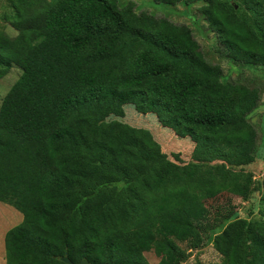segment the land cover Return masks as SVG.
<instances>
[{
    "label": "trees",
    "instance_id": "1",
    "mask_svg": "<svg viewBox=\"0 0 264 264\" xmlns=\"http://www.w3.org/2000/svg\"><path fill=\"white\" fill-rule=\"evenodd\" d=\"M155 1L196 4L221 56L264 70V0ZM7 2L0 78L20 75L0 105V200L23 219L6 232V264H150L151 250L183 264L207 244L220 264H264V128L250 119L261 89L227 79L189 24L132 0ZM124 107L153 119L166 147L191 137L192 159H171ZM226 193L257 194L259 215L241 217Z\"/></svg>",
    "mask_w": 264,
    "mask_h": 264
},
{
    "label": "rangeland",
    "instance_id": "2",
    "mask_svg": "<svg viewBox=\"0 0 264 264\" xmlns=\"http://www.w3.org/2000/svg\"><path fill=\"white\" fill-rule=\"evenodd\" d=\"M130 0H122V2H128ZM136 3V9L140 12L143 10H148L157 16L167 17L176 23H186L189 24L194 31V35L201 44V48L206 52V56L222 64L225 77L231 81H244L250 85H257L262 92V100L258 109L250 115L251 121L255 124L258 129L259 136H262V130L264 125V70L261 67L249 68L240 65H235L231 63L228 59L221 56L218 50L221 49L220 43L217 41L214 33L209 29L207 22L202 18L198 10L197 5L193 4L189 12H184V5H169L163 2H157L155 0H132ZM9 5L7 0H0V22L4 24L3 15L9 11ZM7 31L15 34L14 30L5 22L4 25ZM20 75V70L18 67H12L11 70L2 78H0V105L3 97L10 89L11 85L17 80ZM124 113L122 116L118 114V117L122 118L124 116L128 121H133L136 125H142L149 127L153 132L155 138L161 143L162 149L168 154L171 159H174L172 153L179 152L183 161L187 162L192 159V151L194 144L190 142L184 145V141H190L191 137H180L177 136L176 139H169V143L173 147H166L167 138L162 135V132H157L153 127L154 120L146 116L141 117V113L135 110L133 107H124ZM113 117V116H112ZM115 117V116H114ZM141 117V118H140ZM89 127V125H88ZM169 128V127H168ZM169 130H172L169 128ZM173 131V130H172ZM174 132V131H173ZM169 134L168 132H166ZM175 133V132H174ZM160 135V136H159ZM172 133H170V136ZM168 136V135H167ZM169 137V136H168ZM192 141V140H191ZM179 147V148H176ZM258 170L254 173L256 177H262L264 173V163L262 166L257 168ZM231 197L233 203L237 205L240 216L248 217L250 210H254L255 214L249 216V218L257 217V213L260 208V200L257 194L253 195L248 200H244L239 196L226 193L220 202H223L227 198ZM214 204H216L213 201ZM9 206V207H8ZM11 206V207H10ZM23 219V213L16 209V206L6 204L3 200H0V230H8L9 228L15 226ZM6 230V231H7ZM150 264H157L159 262V257L155 254L154 250L145 253ZM200 261L202 264H220L222 262L221 255L215 250L213 245H206L201 250H196L192 253L189 259L183 264H198Z\"/></svg>",
    "mask_w": 264,
    "mask_h": 264
},
{
    "label": "crops",
    "instance_id": "3",
    "mask_svg": "<svg viewBox=\"0 0 264 264\" xmlns=\"http://www.w3.org/2000/svg\"><path fill=\"white\" fill-rule=\"evenodd\" d=\"M6 204H8V203H6ZM9 205H12V204H9ZM12 206H14V205H12ZM16 209L19 210L17 207H16ZM19 211H21V210H19ZM6 230L5 229L4 230H0V264H6V259H5V255H6V251H5L6 250L5 249V235H6V232L8 231V230L7 231Z\"/></svg>",
    "mask_w": 264,
    "mask_h": 264
},
{
    "label": "water",
    "instance_id": "4",
    "mask_svg": "<svg viewBox=\"0 0 264 264\" xmlns=\"http://www.w3.org/2000/svg\"><path fill=\"white\" fill-rule=\"evenodd\" d=\"M62 260L67 262L68 264H93L86 258L82 259L79 263H75L67 255L63 256Z\"/></svg>",
    "mask_w": 264,
    "mask_h": 264
}]
</instances>
